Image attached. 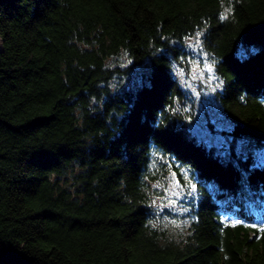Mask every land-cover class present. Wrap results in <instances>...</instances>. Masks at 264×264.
<instances>
[{
	"label": "trees",
	"instance_id": "obj_1",
	"mask_svg": "<svg viewBox=\"0 0 264 264\" xmlns=\"http://www.w3.org/2000/svg\"><path fill=\"white\" fill-rule=\"evenodd\" d=\"M0 40V264H264V0H0Z\"/></svg>",
	"mask_w": 264,
	"mask_h": 264
},
{
	"label": "rangeland",
	"instance_id": "obj_2",
	"mask_svg": "<svg viewBox=\"0 0 264 264\" xmlns=\"http://www.w3.org/2000/svg\"><path fill=\"white\" fill-rule=\"evenodd\" d=\"M189 46L188 67L187 69L178 67L177 75L182 85L192 95L193 114L196 116L193 123L197 124L202 131L199 138L216 143L222 137L221 129L228 126V121L214 98V90L218 87V78L209 59L201 50L198 39L190 40ZM262 152L264 153V151ZM168 185L170 184L168 183ZM172 193L174 196L178 195L175 184L172 185ZM169 202L172 200L170 199Z\"/></svg>",
	"mask_w": 264,
	"mask_h": 264
},
{
	"label": "water",
	"instance_id": "obj_3",
	"mask_svg": "<svg viewBox=\"0 0 264 264\" xmlns=\"http://www.w3.org/2000/svg\"><path fill=\"white\" fill-rule=\"evenodd\" d=\"M191 130L198 136L200 137L202 135V131L200 130V127L197 124H192L191 125Z\"/></svg>",
	"mask_w": 264,
	"mask_h": 264
}]
</instances>
